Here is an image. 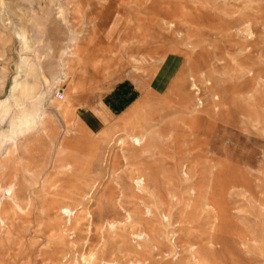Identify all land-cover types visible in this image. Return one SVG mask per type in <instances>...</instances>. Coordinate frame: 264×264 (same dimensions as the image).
<instances>
[{"label": "rangeland", "instance_id": "1", "mask_svg": "<svg viewBox=\"0 0 264 264\" xmlns=\"http://www.w3.org/2000/svg\"><path fill=\"white\" fill-rule=\"evenodd\" d=\"M54 2L67 20L49 0L0 7L1 142L45 114L0 158V264H93L94 248L116 264H264V0ZM71 30L75 82L42 104ZM67 99L62 130L48 106Z\"/></svg>", "mask_w": 264, "mask_h": 264}, {"label": "bare ground", "instance_id": "2", "mask_svg": "<svg viewBox=\"0 0 264 264\" xmlns=\"http://www.w3.org/2000/svg\"><path fill=\"white\" fill-rule=\"evenodd\" d=\"M6 4H7V0H1L0 1V7H1V9H4L5 8V6H6ZM60 4V2L57 4V3H55L54 2V0H49V4L47 5V9L49 10L51 7H53V6H56V5H58L57 7H56V9H57V12H58V15L62 18V20H67L66 19V10H65V8L63 7V6H60L59 5ZM50 13V12H49ZM69 15V14H68ZM6 20H9V21H7L6 23L9 25V26H12L13 24H12V22L10 21V19L8 18H6ZM14 33H15V35H16V37L19 39V40H21L22 42H23V44L24 43H27V36L24 34V31H22L21 29H17V30H15L14 29ZM30 37V36H29ZM78 38V36H76L75 35V32L74 31H72L71 30V34L69 35V37H68V40H67V43H66V45L64 46V56H58V64H57V66H55L54 68H56V67H58L56 70H55V73H57V76L56 77H53V75H50L51 77L49 78V77H46V76H44L45 75V72L47 71L48 73H51L52 71V69H54V68H47V70H45V71H43L42 72V76L43 77H46V78H44L43 80V85H44V91H43V96L41 97V99L39 100V102H42V104H44L43 102H45L46 101V98H45V96L44 95H46L47 94V92H49V91H51V87L52 86H55V84H56V82L57 81H60L61 79H66L67 77L68 78H70V81L71 82H75V80H74V78H73V71H72V69H71V67H70V65L66 62V58H72V60L75 58V52H71L70 50H71V46H73V45H75V40ZM79 39V38H78ZM44 43V42H43ZM71 47V48H70ZM44 49V48H43ZM69 52H71V55H70V53ZM69 54V55H68ZM143 56V55H142ZM22 60H23V58L21 57V59H20V63H19V66H18V72L20 73L21 71H23V69H22ZM72 62V61H71ZM21 64V65H20ZM69 70V76H68V71ZM129 71V70H128ZM127 71V72H128ZM55 73H54V75H55ZM131 74V73H130ZM77 81V80H76ZM14 83H16L17 84V80H15L14 81ZM76 87H77V85H75V84H73V86H72V92H75L76 91ZM14 90V89H13ZM57 90H61L62 92V94L63 93H65V89L64 88H58ZM203 90V89H202ZM74 94V93H73ZM14 95V92L12 91L9 95H8V97L6 98V100L3 102V101H1L0 100V115L3 113V111H4V105L6 104V102L8 103L11 99H12V96ZM62 98V97H61ZM60 99V98H59ZM58 101V100H57ZM56 102V101H55ZM38 103V102H37ZM34 107H35V104H34ZM48 108H49V110H50V113L52 114V117H53V119L56 121V122H58L59 123V127H61L62 128V130L63 129H65L67 126H68V122H67V120L64 118V116H65V113L66 112H71L72 110H73V107H72V105L70 104V102H69V100L67 99V100H65V101H63V102H61V103H59V104H56V103H54L53 101L52 102H50V105L48 106ZM27 115V119L26 120H20V119H17L16 120V122L15 123H13V125H12V129H11V133H10V138H9V143H3V142H1V139H0V158L1 157H3V156H5V155H7V154H9V152H10V150L11 149H13L14 147H16L17 146V141L19 140L18 139V137L13 133V127L15 126V124H20V125H33V124H37V123H39V122H42L41 120H42V118H44V116H45V114H44V112H41V110L40 111H36V110H34V109H32V110H30L28 113H26ZM264 124V123H263ZM16 127H18V126H16ZM35 128V127H34ZM1 136H2V132H0V138H1ZM49 137H52V136H49ZM58 138V137H57ZM113 139V138H112ZM131 140H132V143L133 142H136V143H139V138H138V136H131ZM119 142V141H118ZM128 167V166H127ZM67 168H69V167H67ZM135 168V167H134ZM23 170V169H22ZM25 171H26V169H25ZM29 171V170H28ZM70 171V170H69ZM135 171V170H134ZM29 173V172H28ZM13 175V174H12ZM31 175V174H30ZM136 183L139 185V186H141V184L144 182V176L142 175V174H140V175H138L136 178ZM95 180H97V179H95ZM15 183H10L8 186H6L5 187V191H6V193L8 194V195H12L13 193H16L14 190V188H15V185H14ZM82 191V190H81ZM19 203H21V202H19ZM26 204H27V202H26ZM21 206V207H20ZM22 206H24V205H19L18 207H19V209H21V210H23L24 208H22ZM27 208V207H26ZM6 209V208H5ZM61 209H63V211L64 212H70V210L67 208V207H61ZM30 210V209H29ZM13 210H11V212H12ZM26 211H27V209H26ZM4 212H6L4 209H2V208H0V232L1 231H3V229L5 228V226H6V220L4 221V218H5V216L3 215V213ZM21 213V212H20ZM67 214V213H66ZM89 215V214H88ZM27 217L29 216V215H26ZM11 217H13L14 218V216H11ZM82 218V217H81ZM85 218V217H84ZM91 218V217H90ZM12 220V219H11ZM11 220H9L10 222H11ZM115 220V219H114ZM15 220H13V222H14ZM17 221V220H16ZM15 221V222H16ZM123 220H120L119 221V223H120V225H119V229H120V231L122 230V231H126V229H127V227H126V224L125 223H123L122 222ZM12 222V223H13ZM108 223L110 224V225H113L114 223L112 222V220L110 221H108ZM16 225H17V223H16ZM19 225V224H18ZM135 225H136V223H135ZM7 226H9V225H7ZM23 227V226H22ZM24 230L25 231H27V232H29L28 231V227H24ZM132 230H133V228H132ZM138 231V230H137ZM134 232L135 231H131V233H133L134 234ZM5 233V232H4ZM8 235H9V233H11V232H6ZM0 234H2V233H0ZM6 234V235H7ZM31 234V233H30ZM136 234H140V232H138V233H136ZM26 235H28V233L27 234H25V236ZM116 235V234H115ZM11 236L12 237H15V236H13L12 234H11ZM11 237V238H12ZM27 237V236H26ZM12 241H13V239H11ZM11 240L9 239L8 240V242L10 241L11 242ZM18 240H20V239H18ZM21 240H22V238H21ZM96 241V240H95ZM90 242V241H89ZM20 244V243H19ZM91 244H94L93 246H95V245H98V244H95V243H91ZM92 245H90V247H91ZM109 246H111V245H109ZM95 247H97V246H95ZM94 248V247H93ZM101 248H102V246H101ZM88 249V248H87ZM86 249V250H87ZM95 249V248H94ZM93 249V250H94ZM76 250H78V249H76ZM83 250V249H82ZM93 250L92 251H89L88 252V254L91 256H93V264H116V263H119V260L121 259H119V257L115 254V257H112L111 258V256H110V260H109V258H107V259H105V258H99L98 257V254L96 253V252H93ZM67 252V251H66ZM114 252H116V251H114ZM83 254V253H82ZM119 256L121 255V254H119V253H117ZM84 255V254H83ZM88 255V256H89ZM113 256V255H112ZM104 257H105V255H104ZM140 257V256H139ZM121 261V260H120ZM89 262H91V261H89ZM55 263V262H54ZM60 263V262H59ZM86 263H88V262H86ZM52 264V263H51ZM89 264V263H88ZM91 264V263H90Z\"/></svg>", "mask_w": 264, "mask_h": 264}, {"label": "crops", "instance_id": "3", "mask_svg": "<svg viewBox=\"0 0 264 264\" xmlns=\"http://www.w3.org/2000/svg\"><path fill=\"white\" fill-rule=\"evenodd\" d=\"M54 65V63H48V65L45 67V70H47V67L48 68H50V67H52ZM54 66H56V65H54ZM58 67H56V68H54V69H52L51 71V73H48L47 71L45 72V76L46 77H50V75H54V73H55V70L57 69Z\"/></svg>", "mask_w": 264, "mask_h": 264}, {"label": "built area", "instance_id": "4", "mask_svg": "<svg viewBox=\"0 0 264 264\" xmlns=\"http://www.w3.org/2000/svg\"><path fill=\"white\" fill-rule=\"evenodd\" d=\"M58 95H59V98H61V97H62V93H59V92H58Z\"/></svg>", "mask_w": 264, "mask_h": 264}]
</instances>
